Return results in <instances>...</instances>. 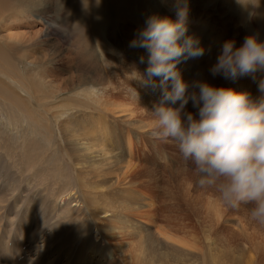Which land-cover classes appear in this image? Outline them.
Wrapping results in <instances>:
<instances>
[{
  "label": "bare ground",
  "instance_id": "6f19581e",
  "mask_svg": "<svg viewBox=\"0 0 264 264\" xmlns=\"http://www.w3.org/2000/svg\"><path fill=\"white\" fill-rule=\"evenodd\" d=\"M59 1L54 6L52 0H0V155L9 160L16 177L26 175L28 183L50 191V211L71 216L76 229L72 237L77 236L80 245L73 262L264 264V226L251 222L245 207L227 208L213 190L184 186L187 170L183 181L176 174V185L162 175L181 154H168L150 137L154 118L148 110L160 92L131 79L134 70L144 72L146 61L140 63V56L147 53L130 48L129 42L150 14L175 19V0H113V26H107L109 21L97 29L83 23L90 18L87 14L78 15L90 3L97 6L105 0H81L79 8L77 0ZM190 2L203 9L191 15ZM187 3L189 34L198 36L206 51L177 65L183 77L199 75L214 85L250 90L257 96L251 76L224 80L212 77L208 68L228 39L230 18L246 35L258 32L264 39V0ZM218 7L224 12L213 14ZM54 11L55 20L64 26L57 28L55 22L53 52L67 53L61 70L69 75L64 77L51 66L54 56L40 50L33 37L14 32L24 19L40 23L48 37ZM65 16L80 27L69 29ZM115 98L133 107L120 108ZM134 146L138 164L131 161ZM138 185L152 189V195L144 196ZM250 250H256L252 258L246 255Z\"/></svg>",
  "mask_w": 264,
  "mask_h": 264
},
{
  "label": "clouds",
  "instance_id": "9594fccd",
  "mask_svg": "<svg viewBox=\"0 0 264 264\" xmlns=\"http://www.w3.org/2000/svg\"><path fill=\"white\" fill-rule=\"evenodd\" d=\"M173 7L175 19L150 14L129 43L147 53L140 56L144 72L134 70L131 79L160 92L148 110L151 136L176 145L198 187L213 190L227 208L245 207L251 222L264 225V39L252 32L239 46L224 40L208 68L224 80L251 76L257 96L199 75L186 80L177 65L203 56L206 48L189 34L187 0H175Z\"/></svg>",
  "mask_w": 264,
  "mask_h": 264
},
{
  "label": "rangeland",
  "instance_id": "374dc122",
  "mask_svg": "<svg viewBox=\"0 0 264 264\" xmlns=\"http://www.w3.org/2000/svg\"><path fill=\"white\" fill-rule=\"evenodd\" d=\"M103 1L104 0H100V2ZM198 1L200 0H196V2ZM52 2L54 6L55 4H60L59 0H54V1L52 0ZM104 2H108L109 4L107 3L106 6L104 5ZM104 2L101 5L96 4L97 6L93 5V3L92 4L90 3L88 5L89 7L87 6L88 8L86 7V9L83 12H80V14L78 15L80 17L82 16L81 14H83V16L87 14L86 18L90 17L89 18L90 20L88 19L89 21H91L90 23L87 19L83 20V23L87 22L86 23L87 28L97 29L101 27V25L108 24L109 21L110 23L107 26L108 27L113 26L112 20L115 18L114 3L112 7L110 6L111 4L110 2H113V0L111 1L105 0ZM81 4L82 1L77 0V4L75 5L76 8L82 6ZM190 4H192L189 5V7L192 8L191 9L192 12L190 13L191 15H195L197 12H200V10L203 9V6L202 7L200 6V10H198V5H199L198 3H195L196 7L192 2H190ZM108 6H110L109 11L108 8H106ZM96 9L97 11L98 10L99 11L96 12ZM220 9H222V7L216 8L215 11L216 10L217 11L214 12L213 14L217 15L218 13L220 14L221 12H224L223 10ZM106 11L108 12V14ZM90 13L92 15H95L96 18H94V16L92 18V15ZM78 16L77 18L79 19ZM229 17H232V15L230 14ZM83 18H85V16ZM81 19L79 21H81ZM227 19L229 20L228 17ZM51 20L54 26L53 29L50 31L48 37L45 36L44 27H42L40 23L30 24L28 20H24V19L21 20V22L19 23L21 25L18 27L19 30L14 29V32L17 30L15 33L20 32L21 34H25L26 36L28 35L33 37L32 40L34 39L36 43L39 44V46L37 47L39 48L42 47L40 48V50L44 49V52L47 51L49 53V58L54 56L53 58H51L53 60L51 64V66L54 67L53 70H55L56 67L57 69H59L58 74H60V77L68 76L69 73L67 71L61 70V68L66 65L64 63L68 61V60H64V55H66L67 53L64 52L63 50L62 52L63 54L60 56H56L55 53L53 54V52H55V39H57L55 38V22L57 24V28H64V26L59 25L61 24V21H57V19L55 20V11L51 16ZM64 21L65 22L68 21L69 29H73L76 26L80 27L81 25V24H77L75 21L74 24L70 19L67 20L66 16ZM229 21L231 23L229 25L230 27L228 28V33L226 37L228 39H235L236 45L239 46L242 43L243 38L246 35V32L241 26H237L236 24L234 25L236 21L235 18L234 19L230 18ZM232 29L234 30L236 29V30L233 32ZM133 49H136V51L142 50V48H133ZM124 58L129 60L131 57L128 54H126ZM53 76L55 77V72ZM124 79H127L126 75L124 76ZM158 90L159 89H156V93H158ZM113 102L114 104H117L120 108L133 107V104H130V102L126 100H120L119 98L113 99ZM63 103L64 101H61L60 103H57L55 105L58 106V105H62ZM152 128L153 125L152 127H150V131H152ZM150 137L153 141H156L157 146L163 147L168 154L172 156L178 154L177 152L179 150L173 142L155 139L152 136ZM144 141H147L145 140V137L143 138V142ZM137 147L138 149H140L139 146ZM135 149L136 146L132 148V153L134 155L131 161L135 164H138L139 161L138 159H136L138 157L137 153H134ZM179 158L181 159L178 160V158H176V163L175 164L173 163V166L171 165L169 167L171 168L170 170L163 169L165 174L163 173L162 175L166 176V178L170 180L171 182L170 185H176L177 183L175 181L178 179L177 175H180V179L181 181H183V175H182L183 170H187L185 172L188 174V177H186V182H184V186L196 185L195 183L196 177H194V175L196 176V174L193 171H191L192 168L191 163L185 162L180 155ZM24 177H26V175H21V176L17 175L16 177V175H14L11 171L9 160H7L3 155H0V264H75L73 262L74 261L73 259H75V254L80 249V245H79V241L77 240V236L72 237V233L76 229L75 226L72 225L71 216L56 215L57 212L54 213V211L53 212L50 211L49 207L51 206L52 203V199L50 198V196L52 195H50V191L46 190L44 187L39 188L37 182L28 183V181H26ZM163 180L165 181V179ZM160 182L161 184H163V181ZM139 186L142 187V185H138V187ZM151 190L152 189H148V188L143 189V187L141 188V191H143L142 193H144V196L145 195L151 196L152 195ZM73 193L74 191L71 194ZM128 196L131 197V194H128ZM160 201L161 200H158L157 202ZM54 215L55 217H53ZM259 242H261L260 239ZM262 243L264 245V242ZM250 251H248L249 253L247 252L246 255L247 257L251 256L252 258L256 255V250L254 251L250 250Z\"/></svg>",
  "mask_w": 264,
  "mask_h": 264
}]
</instances>
